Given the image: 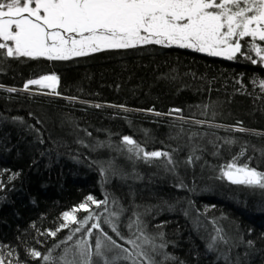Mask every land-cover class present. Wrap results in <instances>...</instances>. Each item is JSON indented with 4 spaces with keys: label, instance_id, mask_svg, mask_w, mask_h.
Listing matches in <instances>:
<instances>
[{
    "label": "trees",
    "instance_id": "trees-1",
    "mask_svg": "<svg viewBox=\"0 0 264 264\" xmlns=\"http://www.w3.org/2000/svg\"><path fill=\"white\" fill-rule=\"evenodd\" d=\"M50 74L59 77V95L35 86L22 90L28 80ZM260 81L259 63L160 45L66 62L0 58V254L13 264H44L29 250L46 255L68 234L47 235L63 222V212L88 195H108L129 209L122 231L139 205L148 232L163 233L164 251L174 257L165 264H226L222 254L231 264H264V190L219 178L234 158L264 172ZM172 109L182 111L167 115ZM123 136L172 153L175 172L158 161L133 164L117 151ZM193 149L200 159L189 165ZM109 161L125 172L135 168L142 179L124 182L102 172ZM217 228L228 243L210 250Z\"/></svg>",
    "mask_w": 264,
    "mask_h": 264
},
{
    "label": "snow or ice",
    "instance_id": "snow-or-ice-1",
    "mask_svg": "<svg viewBox=\"0 0 264 264\" xmlns=\"http://www.w3.org/2000/svg\"><path fill=\"white\" fill-rule=\"evenodd\" d=\"M147 45L190 49L230 61L239 56L254 65H264V0H0V58L3 59L66 61ZM32 85L49 90L45 95H59L56 91L59 77L54 74L28 80L22 90L29 91ZM259 87L264 91V81L259 82ZM181 111L172 109L167 115ZM121 143L123 147L117 151L126 152L133 164L141 161L152 165L158 161L157 167L175 172L178 161L172 153L149 151L146 142L141 144L131 136H123ZM194 153L195 149L187 164L200 159ZM106 170L124 182L142 179L135 168L125 172L114 167L112 161L107 169H101ZM219 178L264 190V172L247 163L237 164L235 158L224 166ZM177 187L183 188V182ZM139 207H132L124 224L125 232L120 221L129 209L108 195L99 200L88 195L80 204L63 212V222L47 233L55 238L58 232L68 229L59 243L46 255L36 250H29L28 254L42 259L44 264H165L174 259L164 251L167 245L163 233L148 232L142 218L145 213L137 211ZM81 212L85 213L82 218L78 217ZM221 233L222 229L217 228L208 244L210 250H216L218 241L228 243ZM247 243L249 247L253 245L252 241ZM7 255L12 256V252ZM222 255L226 264H231L228 256ZM0 264H13V261L0 254ZM17 264L21 262L17 260Z\"/></svg>",
    "mask_w": 264,
    "mask_h": 264
},
{
    "label": "flooded vegetation",
    "instance_id": "flooded-vegetation-1",
    "mask_svg": "<svg viewBox=\"0 0 264 264\" xmlns=\"http://www.w3.org/2000/svg\"><path fill=\"white\" fill-rule=\"evenodd\" d=\"M76 58H81V57H73L72 59H76ZM40 59H42L43 61H46V62H60V61H49V60L44 59V58H40ZM70 60H66V61H70ZM66 61H61V62H66Z\"/></svg>",
    "mask_w": 264,
    "mask_h": 264
},
{
    "label": "water",
    "instance_id": "water-1",
    "mask_svg": "<svg viewBox=\"0 0 264 264\" xmlns=\"http://www.w3.org/2000/svg\"><path fill=\"white\" fill-rule=\"evenodd\" d=\"M211 57H212V56H211ZM212 58L217 59V60H227V59L222 58V57H212Z\"/></svg>",
    "mask_w": 264,
    "mask_h": 264
},
{
    "label": "rangeland",
    "instance_id": "rangeland-1",
    "mask_svg": "<svg viewBox=\"0 0 264 264\" xmlns=\"http://www.w3.org/2000/svg\"><path fill=\"white\" fill-rule=\"evenodd\" d=\"M262 46H264V45H262ZM55 75V74H54ZM32 86H35V87H39V86H36V85H32ZM40 88V87H39ZM49 91V90H48Z\"/></svg>",
    "mask_w": 264,
    "mask_h": 264
}]
</instances>
